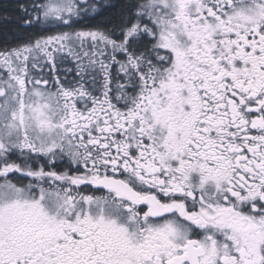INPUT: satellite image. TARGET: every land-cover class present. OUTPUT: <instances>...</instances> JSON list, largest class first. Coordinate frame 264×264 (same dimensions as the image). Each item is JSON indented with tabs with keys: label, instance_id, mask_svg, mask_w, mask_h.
Listing matches in <instances>:
<instances>
[{
	"label": "snow or ice",
	"instance_id": "snow-or-ice-1",
	"mask_svg": "<svg viewBox=\"0 0 264 264\" xmlns=\"http://www.w3.org/2000/svg\"><path fill=\"white\" fill-rule=\"evenodd\" d=\"M0 264H264V0H0Z\"/></svg>",
	"mask_w": 264,
	"mask_h": 264
},
{
	"label": "trees",
	"instance_id": "trees-1",
	"mask_svg": "<svg viewBox=\"0 0 264 264\" xmlns=\"http://www.w3.org/2000/svg\"><path fill=\"white\" fill-rule=\"evenodd\" d=\"M15 2H16V0H3V4L5 6H8V5L14 6Z\"/></svg>",
	"mask_w": 264,
	"mask_h": 264
}]
</instances>
